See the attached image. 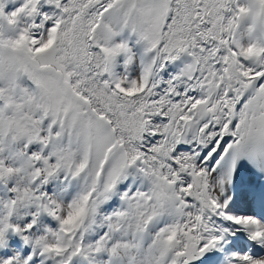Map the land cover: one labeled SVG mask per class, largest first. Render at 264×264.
<instances>
[{
    "label": "snow or ice",
    "instance_id": "obj_1",
    "mask_svg": "<svg viewBox=\"0 0 264 264\" xmlns=\"http://www.w3.org/2000/svg\"><path fill=\"white\" fill-rule=\"evenodd\" d=\"M0 264H264V0H0Z\"/></svg>",
    "mask_w": 264,
    "mask_h": 264
}]
</instances>
